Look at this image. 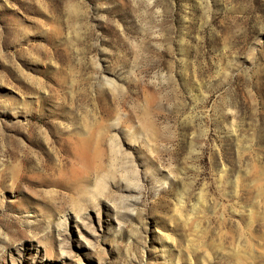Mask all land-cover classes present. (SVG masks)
<instances>
[{
	"label": "rangeland",
	"instance_id": "obj_1",
	"mask_svg": "<svg viewBox=\"0 0 264 264\" xmlns=\"http://www.w3.org/2000/svg\"><path fill=\"white\" fill-rule=\"evenodd\" d=\"M0 264H264V0H0Z\"/></svg>",
	"mask_w": 264,
	"mask_h": 264
}]
</instances>
